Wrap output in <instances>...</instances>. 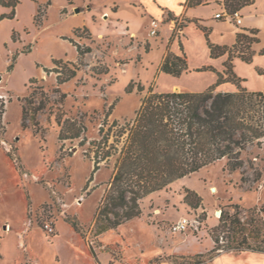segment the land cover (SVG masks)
Wrapping results in <instances>:
<instances>
[{"label": "rangeland", "instance_id": "obj_1", "mask_svg": "<svg viewBox=\"0 0 264 264\" xmlns=\"http://www.w3.org/2000/svg\"><path fill=\"white\" fill-rule=\"evenodd\" d=\"M256 3L264 11V0ZM10 11L0 4V97L5 105L0 264H174L210 250L212 228L235 204L242 220L264 221V136L246 145L238 169H227L222 158L175 179L140 199V217L100 234L94 214L109 186L113 158L99 162L91 175L94 143L102 145L112 129L111 143L113 129L133 118L149 90L197 92L214 86L215 91L245 88L264 94V17L254 19L259 41L251 46V59L231 60L234 81L225 79L228 54L211 56L208 42L230 46L236 26L243 25L230 18L211 20L208 7L202 10L203 21L183 27H178L182 19L166 14L155 36L149 34L151 18L128 0H19L12 17L2 16ZM167 27L166 51L176 41L175 50L187 56L188 71L179 76L159 69ZM74 44L91 51L79 56ZM73 70V77L58 82ZM26 102L31 109L40 107L38 131L29 121L22 126ZM113 121L117 126L110 128ZM185 189L201 198L198 207L184 202ZM69 217L77 220L79 232ZM183 219L186 228L172 230ZM249 253L222 250L206 264H253Z\"/></svg>", "mask_w": 264, "mask_h": 264}, {"label": "trees", "instance_id": "obj_2", "mask_svg": "<svg viewBox=\"0 0 264 264\" xmlns=\"http://www.w3.org/2000/svg\"><path fill=\"white\" fill-rule=\"evenodd\" d=\"M18 1L0 0L2 6L11 8L9 14L2 16L12 17ZM199 2L201 0H187V5ZM250 3L251 0H223V6L230 12L238 11ZM168 17L177 19L170 14ZM186 22L189 21L183 20L178 27L185 26ZM258 41L256 28H242L236 32L232 45H214L208 42V47L211 56L228 54L224 62L225 79L237 81L232 71V58L239 56L249 61L251 46ZM74 45L79 56L91 51L89 46ZM187 65L184 52L175 54L167 50L159 69L179 76L188 71ZM74 75L75 70L65 79H58V82ZM223 80V76L219 75L218 81ZM131 88L132 86L128 91ZM138 90L141 91L142 87H138ZM30 103L26 102L22 106V126H27L29 121L34 131H38L36 114L40 107L31 109ZM4 112V100L0 97V125ZM113 126H117L116 121L112 122L110 128ZM74 130L73 137H78L79 130ZM103 130L100 127L99 136L103 135ZM108 131L102 137V145L100 141L94 143L96 149L91 175L99 168V162L113 158L109 186L94 214L96 234L140 217L141 198L166 188L175 179L194 173L218 159L226 160L227 169H238L242 165L240 153L245 150L246 145L264 136V94L245 88L229 92L215 91L214 86L197 92L149 90L141 98L133 118L119 129H113V141L109 144ZM183 200L192 207H198L201 198L193 190L185 189ZM233 208L232 212L222 211L219 223L212 228L214 244L210 250L188 255V261L185 256H181L185 260L174 264H206L222 250L264 253L263 219L251 217L242 220L239 206L235 204ZM67 221L76 232L80 231L74 217H69Z\"/></svg>", "mask_w": 264, "mask_h": 264}, {"label": "crops", "instance_id": "obj_3", "mask_svg": "<svg viewBox=\"0 0 264 264\" xmlns=\"http://www.w3.org/2000/svg\"><path fill=\"white\" fill-rule=\"evenodd\" d=\"M128 1L132 3L133 7L140 8L141 10H143L144 13L151 19L154 18L159 19V22H161V20L164 19L166 14L168 19H173L168 17V15L170 14L173 17L185 21H192V20L199 22L203 21L205 19L202 13L204 7L209 8L208 15L211 20H218L217 18L214 17V14L219 12L220 8L221 10L223 9V0H201V2L192 6L187 5V0H128ZM256 1L257 0H251L250 4L252 5H250V7H248L247 9H243L242 7L238 10V13L241 15L242 18L241 25H243V27L236 26L237 29L234 32V37L236 35V32L240 30V28H255L256 25L254 19L256 17H264V11L258 10V3H256ZM170 32L171 31L169 30V27H167V29L166 28L163 29L165 42L163 46V53L161 59L166 52L168 46V39L170 37ZM169 44H170V48H169L170 51H172L175 54H181L180 51L175 50L177 49L175 48L176 41H172ZM183 46L185 47L184 43ZM249 254L253 256L254 259L253 264H264V253L251 252ZM242 255H247V253H243Z\"/></svg>", "mask_w": 264, "mask_h": 264}, {"label": "built area", "instance_id": "obj_4", "mask_svg": "<svg viewBox=\"0 0 264 264\" xmlns=\"http://www.w3.org/2000/svg\"><path fill=\"white\" fill-rule=\"evenodd\" d=\"M214 17L217 19L230 18L231 21H233L235 24H238V25L241 24V16L238 13V11L230 12L225 7H223V9L221 11L215 13ZM159 26H160V22L157 21V19H151L150 25H149V34L155 36L158 32ZM186 225H187V220L183 219V220L173 224L172 230H174V231L184 230L186 228ZM44 228L49 234L54 232L53 226L50 225L49 223H45Z\"/></svg>", "mask_w": 264, "mask_h": 264}]
</instances>
